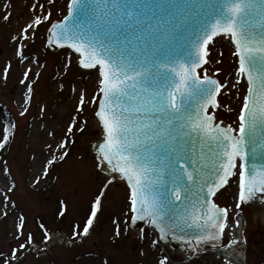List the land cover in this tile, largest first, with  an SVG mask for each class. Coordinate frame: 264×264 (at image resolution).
<instances>
[{"label":"snow or ice","instance_id":"snow-or-ice-1","mask_svg":"<svg viewBox=\"0 0 264 264\" xmlns=\"http://www.w3.org/2000/svg\"><path fill=\"white\" fill-rule=\"evenodd\" d=\"M49 3L55 7L54 0ZM0 7L6 9L3 19L8 20L12 15L8 10L11 4ZM28 7L32 10L29 20L20 27L18 35L13 36L19 45L15 52L21 63L29 59L25 55L27 43L33 42L36 30L47 22L50 25L47 29L49 47L68 46L79 54L76 57L78 65L96 70L97 87L89 103L96 105L94 115L103 128L102 142L96 146L97 166L103 170L106 163L129 185L126 205L130 213L127 216L129 226L147 220L153 229H158L161 240L168 239L169 232H174L181 222L175 201L187 200L191 191L185 181L201 191L207 185L208 194L215 196L221 187L229 184L230 177L238 174L236 207L253 198L264 199V169L248 167L249 152L245 148L246 144L264 146V0H225L219 5L200 4L195 0L156 3L149 0H68L64 6L66 15L56 22L52 19L53 12L43 4L34 2ZM204 9H207L206 14H203ZM40 10L45 14H39ZM250 13L255 15L250 16ZM189 27L194 39L185 36L189 44L186 54H165L164 42L187 32ZM223 34L235 42L237 80L248 83L237 128L222 127L216 122L215 113L209 111L220 107L218 96L222 88L228 90L219 79L208 74V67L221 62L216 38ZM133 41L143 42L144 46L138 49ZM161 57L163 62H160ZM148 58L153 67L159 64L164 70L162 75L149 70ZM11 67L9 62L2 69L5 78ZM33 71L34 68L25 66L21 83L29 80V73ZM24 87L27 89L25 100L30 102L33 88L29 83H24ZM86 107L85 95L81 93L77 114ZM186 127L203 134L200 152L196 153L195 144L190 149L172 146L171 142H179V132ZM74 129L84 130L75 116L67 131L75 135ZM4 140L7 141V136ZM205 140L215 142V148H209L210 156L203 151ZM69 143L67 138L57 142L61 149L59 159L68 156L65 149ZM3 147L4 143H0V148ZM255 152L253 147V159ZM193 153H196L195 158ZM165 170L172 185L170 190L163 184ZM206 173L215 179L210 182L205 178ZM113 179L118 178L114 176ZM103 195L101 192L93 201L90 216L81 229L84 236L89 234L101 211L100 196ZM197 204L207 211L201 213ZM228 217L227 208H221L212 200H198L192 204L190 214L182 219L185 224L190 220L191 225L205 230V234L196 237L200 242L222 237L228 227ZM18 218L19 232L14 235L18 249H12L17 260L18 250L27 251L35 239L32 232L24 231L27 228L24 215ZM123 222L117 223V236L126 231L121 226ZM20 236L25 240H20ZM145 238H148L147 233ZM174 238L185 239L182 234ZM45 239H51L46 231ZM151 245L158 250L160 243L153 239ZM0 264H9L3 252H0ZM157 264L170 262L165 255Z\"/></svg>","mask_w":264,"mask_h":264},{"label":"rangeland","instance_id":"rangeland-1","mask_svg":"<svg viewBox=\"0 0 264 264\" xmlns=\"http://www.w3.org/2000/svg\"><path fill=\"white\" fill-rule=\"evenodd\" d=\"M34 2L53 12L55 21L66 14L64 6L68 0H54L55 7L49 0H0V5L11 4L8 10L12 13L4 20L6 9L0 7V124L3 128L0 143H4L0 148V252L5 254L9 264H157L165 255L170 264H219L209 256L186 263L162 246L158 250L153 247L151 240L156 237L151 231H132L127 222L129 190L124 182L115 181L107 187L101 211L97 213L98 220L95 219L97 229L93 232L90 229L87 236H82L81 229L90 216L93 201L108 181L99 172L91 152L92 144L100 139L99 122L94 115L96 105L89 103L97 87V74L96 70L80 69L73 51L63 49L53 53L47 48V22L36 30L32 43L22 41L27 43L25 55L29 59L20 62L15 52L19 45L13 36L18 35L20 27L29 20L32 10L28 5ZM39 14L45 13L40 10ZM216 40L221 62L208 67V74L219 78L228 90L222 88L220 107L212 112L218 121L237 128L247 87L244 80H237L236 50L230 39L223 36ZM9 62L12 67L5 78L2 69ZM25 66L34 68L29 73L30 79L24 82L33 88L30 102L25 100L27 89L21 83ZM217 68L219 72L215 71ZM81 93L85 95L87 107L77 114ZM74 116L84 129L83 132L74 129L75 135L67 131ZM64 138L70 141L65 149L69 154L59 159L61 149L57 142ZM237 192L238 174L216 196L215 203L232 206ZM242 212L246 218L243 241L247 264H264V216L244 207ZM20 214L26 218L24 231L32 232L34 240L44 244L38 251L32 246L27 251L19 249L17 260L12 249H18L14 235L19 232ZM121 221L126 231L117 236L116 226ZM50 230L67 235L70 245H61L60 239L45 242L43 233ZM77 232L80 234L76 235ZM19 238L25 240L24 236Z\"/></svg>","mask_w":264,"mask_h":264},{"label":"water","instance_id":"water-1","mask_svg":"<svg viewBox=\"0 0 264 264\" xmlns=\"http://www.w3.org/2000/svg\"><path fill=\"white\" fill-rule=\"evenodd\" d=\"M149 2L156 3V2H162V0H149ZM163 2H167V0H163ZM195 2H198L200 4L219 5V4H223L225 2V0H195ZM206 12H207V9H204L203 14H206ZM254 15H255L254 13H250V16H254ZM153 23H155V21H153ZM49 27H50V25H49ZM256 30H259V29H256ZM191 32H192V28L189 27L187 32H183L182 34H177L176 37L174 39H171L170 42H167V41L164 42V49L163 50H164L165 54H167L169 56L177 55V54L182 56V55L186 54L185 50L188 49L189 44H188V41L185 40V36H188V37L194 39V37H191ZM223 35H227V34H223ZM47 38H48V33H47ZM232 42L235 45V42L234 41H232ZM133 44H135L138 49L142 48L144 46L143 42L136 44V42L133 41ZM181 45H183V47H181ZM65 47H68V46H65ZM49 48L52 51H58L59 49L64 48V47L55 46V47H49ZM148 59H149V64H148L149 70L153 74L162 75L164 70L159 68V64H157L155 67H153L152 62H151V58H148ZM160 62H163L162 57L160 58ZM80 67L82 69H84L82 66H80ZM219 124H221L222 127L228 126V125L221 123V122ZM101 127H102V124H101ZM173 134L176 135V132L174 131ZM101 136L103 139V128H102ZM201 137H203L202 133H196V132L192 131V129L190 127H186L183 131L179 132V137H178L179 142L178 143L177 142H171V144L173 147L179 148L182 146L185 149H190L193 146V144H195L196 153H198L201 151V143H200ZM98 143H100V142H98ZM98 143L94 144L92 147V151L96 155H98L97 147H96ZM210 147L214 149L215 148V142L214 141L210 142V141L205 140V144L203 146V151L206 154H208L209 156L211 155V153L209 152ZM253 147L256 148L254 159L252 158V156H253L252 148ZM245 148L249 152L248 167L250 169H252L253 166H255L256 169H264V146H251V145L246 144ZM196 153L192 154L194 158H195ZM201 163H203V161H201ZM197 168H199V165H197ZM99 170L102 173H104L105 175L111 177L112 178L111 181L115 180V179H113V177L115 176L118 178L117 180H121V181L126 182L125 179L119 178L121 175L119 172H113L111 169V166L107 165L106 163L103 166V170H101L100 167H99ZM205 178L209 179L210 182H211V180L215 179L214 176H209L207 173L205 175ZM185 183L188 184V186L191 189V191L188 193V199L187 200L181 199L180 201H175L176 211L178 213V218L181 219L179 227L175 228L174 232H172V231L169 232V238L168 239L161 240V241L163 243L169 245L175 252L177 250H179L181 253H190L195 246H198V247H203L206 245L219 246L221 244V237L218 239H215V240H207V241L197 242L196 237L198 235L205 234V230L202 228H198L195 225H191L190 220H189L188 224L183 223L182 218H185L190 214L191 209H192V204L196 203V201H198V200H212L213 201V199L215 197V196H210L208 194L207 185H205L204 190L201 191L199 188L191 185L190 182L185 181ZM163 184H164V187L169 189V190L172 187L170 179H169V175H168L166 170L163 172ZM157 187L159 188L160 185H157ZM223 187H221L217 191V193ZM161 190H163V189H161ZM245 204L247 206L253 208L255 211L264 213V199L253 198L252 200H250L249 202H247ZM197 208L199 209V211L201 213L207 211L206 208H199L198 204H197ZM186 209H187V211H186ZM147 225L152 227V225H150L147 220H141V221H137L134 225H131V228L135 231H141ZM189 225H191V226H189ZM155 230L159 233L158 229H155ZM181 234L184 235V237H185V239L183 241L174 238V236L181 235ZM160 239H161V237H160Z\"/></svg>","mask_w":264,"mask_h":264},{"label":"bare ground","instance_id":"bare-ground-1","mask_svg":"<svg viewBox=\"0 0 264 264\" xmlns=\"http://www.w3.org/2000/svg\"><path fill=\"white\" fill-rule=\"evenodd\" d=\"M3 137V128L1 127V124H0V139ZM244 223H243V225H242V227L241 228H238L237 229V232H236V234H235V240H234V242H233V244H232V248H236L237 247V242L238 241H236L237 240V234L239 233V232H241V230H243L244 228ZM150 229V228H149ZM152 229H150V230H148V229H146V231H151ZM239 243V242H238Z\"/></svg>","mask_w":264,"mask_h":264}]
</instances>
